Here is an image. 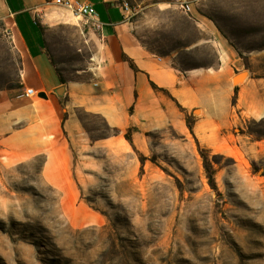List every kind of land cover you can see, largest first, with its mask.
<instances>
[{
    "label": "rangeland",
    "instance_id": "374dc122",
    "mask_svg": "<svg viewBox=\"0 0 264 264\" xmlns=\"http://www.w3.org/2000/svg\"><path fill=\"white\" fill-rule=\"evenodd\" d=\"M221 1L234 12L223 25L241 64L264 77V0ZM53 32L62 77L90 79L83 37ZM19 80L0 24V88ZM80 118L68 175L75 201L47 181L42 155L16 160L0 143V264H264V116H244L208 144L176 122L142 151L126 140L95 146L114 132Z\"/></svg>",
    "mask_w": 264,
    "mask_h": 264
},
{
    "label": "crops",
    "instance_id": "0c3cea01",
    "mask_svg": "<svg viewBox=\"0 0 264 264\" xmlns=\"http://www.w3.org/2000/svg\"><path fill=\"white\" fill-rule=\"evenodd\" d=\"M74 1L91 4L96 20L86 22L50 0H0V24L17 55L21 84L0 88V143L16 160L42 155L43 175L69 191V201L78 196L68 175L72 142L84 135L80 114L100 118L114 132L90 141L95 146L125 141L130 128L141 151L152 132L185 123L177 104L205 144L221 141L244 116H264V77L249 75L223 25L234 15L231 6L188 0L190 10L183 11L171 0H129L135 15L125 19L118 0ZM55 29L69 30L77 44L83 37L92 55L90 79L60 83L52 63L61 61ZM241 73L243 80L233 82ZM25 88L45 97L23 96Z\"/></svg>",
    "mask_w": 264,
    "mask_h": 264
},
{
    "label": "built area",
    "instance_id": "2783aa9c",
    "mask_svg": "<svg viewBox=\"0 0 264 264\" xmlns=\"http://www.w3.org/2000/svg\"><path fill=\"white\" fill-rule=\"evenodd\" d=\"M53 4L61 6L68 10L73 16L81 17L86 22L96 20V12L91 4L80 3L74 0H50ZM176 4L181 10H190V1L188 0H171ZM118 5L120 6L123 16L125 19H130L135 15V11L132 9L129 0H118ZM8 37V32H4ZM23 96L26 97H37V92L32 88H25L22 92Z\"/></svg>",
    "mask_w": 264,
    "mask_h": 264
},
{
    "label": "trees",
    "instance_id": "16d2710c",
    "mask_svg": "<svg viewBox=\"0 0 264 264\" xmlns=\"http://www.w3.org/2000/svg\"><path fill=\"white\" fill-rule=\"evenodd\" d=\"M123 59L128 63V65H129V67L131 68V69H133V70H136V67H135V65L133 64V62L132 61H130L129 59H127L126 57H124L123 56ZM53 63V65L55 66V70H56V73H57V76H58V79H59V81H60V83H65V79L62 77V75L59 73V70H58V68L56 67V64L54 63V61L52 62ZM17 88H21V84H18L17 86H16ZM151 87L154 89V90H156V91H161V92H163V93H166L165 92V90H163V89H161V88H158V87H156L153 83H151ZM236 91V90H235ZM235 103V96H233V98H232V104H234ZM177 107L179 108V110L180 111H182L183 113H184V115H185V124H186V126H187V128L189 129V131H190V133L191 134H193L192 133V125H193V119L192 118H189L188 119V117H192V116H188L187 114H186V112H184V110H183V108H181L180 106H179V104H177ZM132 130H135V129H127V131L125 132V134H124V138H125V140L126 141H128L131 145H132V141H131V131ZM197 146H198V143H197ZM199 147V146H198ZM205 151H206V149H204V148H199V152H200V154H201V156L203 157V160H204V162H205V167H207V160H206V157H205ZM208 178H209V183H210V185H212L213 186V178H212V175L211 174H209L208 175Z\"/></svg>",
    "mask_w": 264,
    "mask_h": 264
},
{
    "label": "water",
    "instance_id": "95a60500",
    "mask_svg": "<svg viewBox=\"0 0 264 264\" xmlns=\"http://www.w3.org/2000/svg\"><path fill=\"white\" fill-rule=\"evenodd\" d=\"M244 76H245V73H241V74L236 75L233 79V82H235V83L239 82V80L243 79ZM62 92H63V87L60 86L59 89L57 90V93L61 94ZM37 95L39 97H45V94L43 92H39Z\"/></svg>",
    "mask_w": 264,
    "mask_h": 264
}]
</instances>
